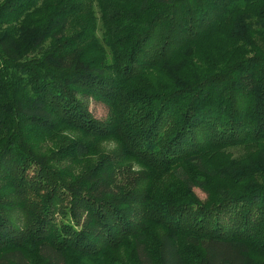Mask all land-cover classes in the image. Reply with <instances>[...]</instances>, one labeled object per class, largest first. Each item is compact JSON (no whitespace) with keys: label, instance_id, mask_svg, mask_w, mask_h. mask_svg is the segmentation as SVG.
<instances>
[{"label":"trees","instance_id":"16d2710c","mask_svg":"<svg viewBox=\"0 0 264 264\" xmlns=\"http://www.w3.org/2000/svg\"><path fill=\"white\" fill-rule=\"evenodd\" d=\"M0 264H264V0H0Z\"/></svg>","mask_w":264,"mask_h":264},{"label":"rangeland","instance_id":"374dc122","mask_svg":"<svg viewBox=\"0 0 264 264\" xmlns=\"http://www.w3.org/2000/svg\"><path fill=\"white\" fill-rule=\"evenodd\" d=\"M90 109L93 111L95 117L98 119H106V117L109 114V108L103 103L96 102V101H91L90 104ZM73 133L70 131H62L56 138L54 139H44L41 140V143H43V148L42 150H57L60 146H63L64 140L72 139ZM93 144L97 145V142ZM101 150L97 151L94 154H88L82 158H75L74 156H68V157H61L58 158L57 164L60 166L62 170H64L66 173L69 174H78L86 165H95L99 161L102 155L99 153L102 152H109L112 150V148L115 147V141L113 140H104L100 144ZM196 193L199 195L201 199L206 198V193L202 191L199 188H195Z\"/></svg>","mask_w":264,"mask_h":264}]
</instances>
